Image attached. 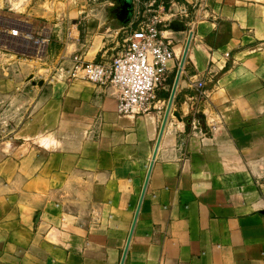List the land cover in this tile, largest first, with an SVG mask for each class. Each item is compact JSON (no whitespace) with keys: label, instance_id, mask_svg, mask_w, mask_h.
<instances>
[{"label":"crops","instance_id":"1","mask_svg":"<svg viewBox=\"0 0 264 264\" xmlns=\"http://www.w3.org/2000/svg\"><path fill=\"white\" fill-rule=\"evenodd\" d=\"M161 1L175 56L146 111L73 74L125 49L129 12L94 9L52 76L0 60V264H264V0Z\"/></svg>","mask_w":264,"mask_h":264},{"label":"built area","instance_id":"2","mask_svg":"<svg viewBox=\"0 0 264 264\" xmlns=\"http://www.w3.org/2000/svg\"><path fill=\"white\" fill-rule=\"evenodd\" d=\"M135 1L139 2V7H136L135 19L124 29L128 35L125 49L121 53L110 62L86 61L80 56L74 57L75 76L99 84L112 83L119 88L117 111L120 114L149 109L158 91L167 83L169 62L175 56L172 43L160 31L165 3L161 0ZM22 33L18 27L11 30L12 36ZM45 43L43 40L40 47Z\"/></svg>","mask_w":264,"mask_h":264},{"label":"rangeland","instance_id":"3","mask_svg":"<svg viewBox=\"0 0 264 264\" xmlns=\"http://www.w3.org/2000/svg\"><path fill=\"white\" fill-rule=\"evenodd\" d=\"M36 1L44 2L34 12ZM136 7L139 2L135 0H0V60L21 59L29 64L33 77L52 76L62 62L64 41L80 34L88 20L93 22L95 13H102L108 21L120 11L129 12V23L135 19ZM30 24L35 34L26 33ZM17 27L28 36L27 40L6 36ZM37 37L47 39L43 47L34 48Z\"/></svg>","mask_w":264,"mask_h":264},{"label":"water","instance_id":"4","mask_svg":"<svg viewBox=\"0 0 264 264\" xmlns=\"http://www.w3.org/2000/svg\"><path fill=\"white\" fill-rule=\"evenodd\" d=\"M129 6V5H127ZM176 25L180 28L183 27V24L179 21H176L175 22ZM191 38H192V35H190L189 39H188V42L186 44V47H185V50H184V53H183V56H182V59H181V62H180V65H179V69H178V73H177V77H176V81L174 83V86H173V89H172V92H171V96H170V100H169V106H168V109H167V113H166V116H165V119H164V123H163V128L164 129V126L166 124V121H167V118H168V115L169 113L171 112V109H172V104H173V100H174V96H175V93H176V89H177V86H178V81H179V78L181 76V73H182V70H183V67H184V63H185V60H186V57H187V53H188V49H189V45H190V41H191ZM173 115L176 116L179 120H182V116L180 115V112H178L177 110H174L173 112ZM202 118H200L201 120ZM190 122V121H189ZM163 132V130H162ZM161 132V133H162ZM160 139V138H159ZM157 148H158V144H157ZM149 175H150V171H149ZM149 175H148V178H149ZM146 188V186H145ZM145 188H144V191H145ZM144 191H143V194H144ZM142 199V198H141ZM138 212H139V209L137 210V213H136V216H135V221L137 219V216H138ZM134 225H135V222L133 224V227L131 229V234H132V231L134 229ZM131 234H130V237H131ZM130 237H129V240H130ZM129 244V242H128ZM126 253V251H125ZM125 257V255H124Z\"/></svg>","mask_w":264,"mask_h":264}]
</instances>
